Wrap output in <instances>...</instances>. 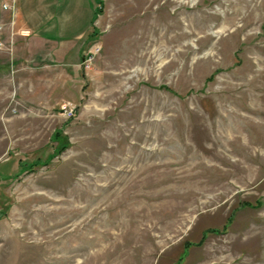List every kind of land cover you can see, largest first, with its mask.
I'll return each mask as SVG.
<instances>
[{"label": "rangeland", "instance_id": "1", "mask_svg": "<svg viewBox=\"0 0 264 264\" xmlns=\"http://www.w3.org/2000/svg\"><path fill=\"white\" fill-rule=\"evenodd\" d=\"M89 1L36 69L0 0V264H264V0Z\"/></svg>", "mask_w": 264, "mask_h": 264}, {"label": "crops", "instance_id": "2", "mask_svg": "<svg viewBox=\"0 0 264 264\" xmlns=\"http://www.w3.org/2000/svg\"><path fill=\"white\" fill-rule=\"evenodd\" d=\"M17 6V15L12 25L13 47L21 49L32 68L37 69L39 53L53 54L58 61L64 55L83 53L94 17V2L18 0ZM6 26L8 35L10 23ZM40 59L43 60L44 57ZM43 63L51 64V61L44 60ZM62 63L65 64L63 61Z\"/></svg>", "mask_w": 264, "mask_h": 264}, {"label": "built area", "instance_id": "3", "mask_svg": "<svg viewBox=\"0 0 264 264\" xmlns=\"http://www.w3.org/2000/svg\"><path fill=\"white\" fill-rule=\"evenodd\" d=\"M5 7H6V8L11 7V8H12L11 4H9V3H7ZM67 107H68V108H67ZM63 108H64V109H63L64 111H66V109H70L68 115H69V114H70V115L72 114V112H71L72 109L69 108V106L64 105ZM70 115H69V116H70Z\"/></svg>", "mask_w": 264, "mask_h": 264}]
</instances>
